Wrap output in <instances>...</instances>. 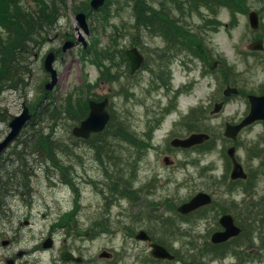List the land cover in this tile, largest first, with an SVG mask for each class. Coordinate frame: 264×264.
Here are the masks:
<instances>
[{"label": "rangeland", "instance_id": "rangeland-1", "mask_svg": "<svg viewBox=\"0 0 264 264\" xmlns=\"http://www.w3.org/2000/svg\"><path fill=\"white\" fill-rule=\"evenodd\" d=\"M176 1L169 0V3L166 0H150V3L158 8L172 10L176 8ZM46 2L49 4L44 5ZM90 2L91 0H0V16L5 13L12 19L9 31L16 39L11 41L8 32L1 26L0 34L4 42L13 45L27 41L22 38L25 31L20 23H25V19L31 17L30 13L40 6L45 12V26L40 28V44L26 56L28 67L24 68V73L18 72L21 74L18 87L15 86V81L11 88L0 95V106L6 108L9 117L21 112L23 102L34 111L37 103L49 93L45 86L50 80V74L44 67L46 55L50 51L61 49L70 40L75 42L72 48L57 51L54 66L58 70L59 80L49 95L57 105L64 108L66 104L77 106L80 102L85 108L84 100L88 96L80 88L86 78L95 81L102 72L108 75L106 69L94 64V55H98L99 61V53L112 48L109 47L108 33L117 37L125 32L127 35L120 40L119 47H130L137 37L141 47L137 46L146 57L149 55V59L148 64L136 75H131L127 65L116 54L122 76L117 83L118 90L116 86L113 87L111 102L116 115L127 117L128 122H123L124 128L130 131L132 126L138 142L142 146L146 145L143 148L145 153L142 157L138 156L137 149L130 144L126 145V151L120 141L118 154L113 159L111 150L101 153L104 159L102 164L95 147L72 137L71 126L59 121L52 127L55 135L68 144L63 161L65 166L72 167V180L69 184L60 181L55 183V174H59L56 169L52 182L43 177L35 181L33 179L36 206L32 210L31 219L35 227L56 229L66 221L64 215L68 213L70 221L81 228L90 224L94 226L96 220H105L114 232L97 233L94 239L86 242V247L93 255L102 248L115 247V264H153L149 262L151 258L148 244L133 238L142 229L149 232L154 241L164 244L177 254L181 261L176 264H239V256L233 254V251L242 254L243 251L254 250L257 256L264 257V241L262 243L259 235L261 229L257 228L260 221L264 223V212L260 208L264 198V121H256L243 129L234 142L224 136L226 122L238 123L249 113L250 102L246 95L264 94V52L255 55L247 49V44L255 39L256 34L262 36L263 30L251 29L248 15L245 14L239 16L235 26L231 22L229 28H226V22L230 21L226 10L220 15L225 25L217 28L209 20L211 9L204 6L201 10H196L188 5L182 21H175L174 25H180L188 33L183 40H187L190 35L195 40L197 33L205 37L202 45L207 47V54L211 55L209 62L197 58L191 61L190 53L187 50L181 51V47L171 41L168 35L164 39L162 35L157 36L140 29L139 21L134 16L136 10H145V0L136 1L135 5L133 0H116V3L111 4V21L118 27L116 31L109 26H102L98 17L100 9H91L92 13L88 16L89 33L86 34L79 28L76 14L83 11L80 10L81 7L87 9ZM150 3L148 2V9H151ZM262 5V0H252V8L259 9ZM119 12L121 15H118ZM53 14L55 15L52 16ZM163 15L165 17L159 15L161 22H166L167 19L172 21L168 14ZM168 39L169 46L177 47L178 52H173L178 59L171 63L163 57L168 53L161 50L167 47ZM158 59L161 60L160 63ZM215 62L218 64L212 68ZM224 66L231 68V72L240 73L238 81L230 83L239 88V93L227 97L228 100L223 98L226 87L223 84L227 80L220 75ZM157 68L161 71L169 69L168 76L171 80L168 78L165 86L156 78L161 76V71ZM210 69L212 72L207 73ZM112 85L114 83H110V80L105 81L94 88L92 94L101 96ZM222 99L226 101L223 109L212 114L214 103ZM172 100L175 102L174 106H168ZM199 107L205 110L206 116L203 119ZM192 111L194 112L191 114ZM160 119L163 121L158 125L159 128L156 129V126L151 130V126L155 124L153 122L157 123ZM193 129L213 134L214 144L188 149L171 145L174 138L186 136ZM50 130L51 128H47L46 132ZM5 134L7 125L0 121V140ZM232 144L236 145L237 156L249 175L246 181L231 180L233 164L227 148ZM166 156L170 157L171 165L164 161ZM113 160L119 164L114 165ZM104 167L115 171L116 176L121 169L124 174L130 168L132 178L124 175L125 184L115 185L114 180L105 174ZM43 173V170L38 169L37 177ZM60 176L62 177L61 173ZM199 192L210 193L214 205L190 217H181L176 212V207ZM120 193L126 195L121 196ZM223 213L233 216L236 225L242 228V234L217 246L209 242V239L213 233L222 230L219 219ZM55 235L63 238V227H59ZM258 259L245 264H264L263 260Z\"/></svg>", "mask_w": 264, "mask_h": 264}, {"label": "trees", "instance_id": "trees-1", "mask_svg": "<svg viewBox=\"0 0 264 264\" xmlns=\"http://www.w3.org/2000/svg\"><path fill=\"white\" fill-rule=\"evenodd\" d=\"M113 3L116 2V0H110ZM134 5L136 1H141V0H133ZM250 1L251 0H177L176 1V8L174 7L172 10L170 8L164 12V14H168V18L170 17L172 21L167 19L166 22H161L159 15H163L162 11H159L158 9L154 8L153 5H151V9H148V2L149 0H145V10L141 9L140 11L136 10V18L139 21L140 28L141 26L143 29H146L148 31H151V33L154 34H159L162 33L163 35H168L169 37H176V35H187V33L184 31V29L178 25H174L175 20L177 22H181L184 16V13L186 11V7L188 5L191 6L193 9H200L204 6L207 8L211 9V12L213 14H210L209 20L210 22H214L216 24V27L221 24V21L219 19L220 13L224 10L227 9L231 13V21L230 23H236L238 20V16L240 13H245L249 10L250 8ZM150 3V2H149ZM167 9V8H166ZM57 10V9H56ZM108 15H104L102 20L103 23L109 22L110 21V9ZM176 12V13H175ZM173 14V16H172ZM176 14V16H175ZM53 14L52 16H54ZM203 15V14H202ZM7 20H10L8 17H6ZM175 19V20H174ZM25 23H20L22 28L24 29L25 33L22 38L28 37L29 39H35L37 35H40L41 32L36 31V30H31L32 26L34 25V20L33 17H27L25 19ZM159 20V23H156V21ZM42 25V24H41ZM213 25V23H212ZM264 26V25H263ZM193 43L196 44L197 50H201V44H203V37L200 35V33L195 34V41L193 40ZM12 43V42H11ZM2 50H5L4 57L2 55V60H1V66L2 71H6L3 75V77L0 79V89L5 85L8 86L11 84V81L13 79V73H16L22 66L20 63V58L19 53L16 52L17 49H15V45L6 43L5 48ZM202 51V50H201ZM103 60H113L114 53L110 51L109 49L104 50L102 52ZM114 61V60H113ZM112 61L108 64L111 66ZM25 66H22V68ZM21 70V69H20ZM159 71L160 69L157 68ZM23 71V70H22ZM235 77V76H233ZM162 78L165 79L164 72H162ZM235 82L237 81L236 77L234 78ZM84 105L83 103L80 102L79 105L77 106H67L63 110H58L54 106V101H41L39 103L37 115L33 122L30 125V128L28 129V137L22 142V147L17 148L15 154L11 155V158L8 160H0V192L4 187L8 186V182L11 180L10 178V173H13V166L16 161L19 162L17 157H22L25 153V151H34L36 150L37 152V157L39 158L40 162L39 164L41 165V168H45L48 166L47 161L41 156V152H43L44 155L48 156L51 154L53 148L58 147L61 149V147H67V144L65 141L58 136H54L52 131L46 132L45 126H50L58 123V118H61L60 113L64 112V115L66 118L69 120H74V123L77 122L78 120L80 121L83 119L88 112V101L85 99L84 100ZM71 117H69V116ZM127 119V117H120V116H115L113 115L112 121L109 124L108 128L101 134L96 135L95 138L90 142L95 149L97 153L98 159L101 160L102 164H104V159L101 156L102 152L108 153L109 150L112 152V159L114 158L115 155L118 153V148L119 144L118 142H125L127 144L131 143L134 147L141 146L142 145L138 142L137 137L135 134L132 133V131H127L124 128V121ZM127 121V120H126ZM128 122V121H127ZM74 123H70L74 124ZM106 136H108V139H106ZM99 140L100 142H97ZM63 142L64 145L61 146L60 143ZM146 146V145H145ZM143 149L141 152H136L138 156H141ZM135 157V156H134ZM64 159L58 160L56 166H58V172L59 174H62V178L64 180L70 182L72 180V167L70 166H65L63 165ZM119 164V162H117ZM37 166L34 168L33 163H21L19 162L18 165V171H21L22 174V182H24V188L31 187L30 180L32 179V174L35 172ZM105 169V174L110 177L112 180H114L115 185L116 183L118 184H125L123 178L124 174L120 171H124L121 169L119 172L120 174L116 176L115 171H110L109 168L104 167ZM12 171V172H11ZM129 174V178H132V172L129 168V171H126ZM17 173H13L15 175L12 178H16ZM59 174H56L59 176ZM121 175V176H120ZM116 176V177H115ZM120 176V177H119ZM118 180V182H117ZM128 185V182L126 183ZM126 187V185H125ZM120 195H123V193H120Z\"/></svg>", "mask_w": 264, "mask_h": 264}, {"label": "water", "instance_id": "water-1", "mask_svg": "<svg viewBox=\"0 0 264 264\" xmlns=\"http://www.w3.org/2000/svg\"><path fill=\"white\" fill-rule=\"evenodd\" d=\"M104 0H93L92 4L94 7H99L102 5ZM251 23L254 28H257L259 26V19L258 14L256 12L251 13ZM78 20L81 24V26L85 29V31H88V25L86 22L85 15L83 13L78 14ZM67 43L66 45H68ZM66 47V46H65ZM250 48L252 49H264V45L262 40H257L250 44ZM128 54L130 56V59L132 61V70L135 71L138 69L141 65V62L143 60L142 55L138 53V50L136 48L132 50H128ZM54 59V53H51L49 57L46 60V66L49 70H52L50 67V64L52 63ZM53 73V81L49 84H47V88L51 89L53 88L54 84L57 81L56 78V71L52 70ZM232 92H237V89L235 88H229L226 91V94H231ZM250 101L252 104L251 112L250 114L239 124L232 125L227 124V130L225 134L229 137L236 138L238 132L245 126L253 123L254 121L258 119H264V95L263 96H250ZM108 105V99H105L103 101L97 102V101H91L90 107L91 112L90 115L86 120H84L79 126L75 127L73 132L76 136L79 137H89L92 132H97L102 130L108 120H109V113L106 110V106ZM221 107V104L217 105V108L215 111H218ZM31 118V115L29 113V109L25 106L24 111L21 115L17 116L12 122L11 126L13 127V131L9 135V137L6 139L5 142L0 144V153L4 149V147L8 144V142L14 138L17 133L20 131V129L23 127V125ZM209 136L204 133H195L191 135L190 137L186 139H175L173 141V144L176 146H183V147H190L194 144L201 143L208 139ZM229 154L231 155L233 161H234V171L232 176L234 178L236 177H246V173L244 172L242 166L238 163L236 156H235V147H231L229 149ZM211 202V198L207 194L200 193L196 197H194L190 202L184 203L179 207V211L183 213L190 212L194 210L195 208L208 204ZM222 223L226 227L225 232H218L213 236L214 241L221 242L229 237L236 235L239 233V229L234 226L233 219L230 215H226L222 218ZM138 238L144 239L149 238L147 233L145 231H141L138 235ZM152 254L156 257H172V255L162 246L158 244H154V249L152 251Z\"/></svg>", "mask_w": 264, "mask_h": 264}, {"label": "flooded vegetation", "instance_id": "flooded-vegetation-1", "mask_svg": "<svg viewBox=\"0 0 264 264\" xmlns=\"http://www.w3.org/2000/svg\"><path fill=\"white\" fill-rule=\"evenodd\" d=\"M13 206V204L3 206L4 217L6 218L4 222L11 224L7 225L11 227L8 232H4V236L1 239V254H3L0 256V264H94V260L86 256L87 247L84 240L89 237L72 238L78 241L72 246L68 242V237L63 238L59 244L51 241L50 251L46 254V258L38 257L37 250L41 248L40 251H44V242L36 240L35 243L40 244L33 247H29L25 243L23 237L19 235L18 229H16L17 226L14 227V224L18 222L22 225L23 223H29V221L25 220L23 222L19 220L16 222L14 217L16 219L20 217L9 212ZM115 252L117 251L114 248H108L102 255L99 254L95 264H105L104 262L115 264L113 263L115 257H117Z\"/></svg>", "mask_w": 264, "mask_h": 264}, {"label": "bare ground", "instance_id": "bare-ground-1", "mask_svg": "<svg viewBox=\"0 0 264 264\" xmlns=\"http://www.w3.org/2000/svg\"><path fill=\"white\" fill-rule=\"evenodd\" d=\"M60 145L63 146L64 143L61 142ZM67 151H68L67 147H64V148L61 147V149L58 148V147H55V148H53L51 154L48 155V156L44 155L43 152H41V156L45 159V161H47L48 166L46 167V170L44 171V173L42 175H39L40 177L39 176L37 177L38 174L34 177V181L37 178H42L43 177L47 181H51L52 182L53 179H54L53 173H54L55 169L56 170L58 169V166H56L55 164H57L58 160L63 159V155ZM17 159L19 160V162L27 164V163H31L32 162L33 155L31 154L30 151H25L24 155L22 157H17ZM19 162L18 161L15 162V164L13 166V169H12L15 172H13V173H18L19 172L18 171ZM71 173H72V170H71ZM56 180L60 181L62 183H65V184L67 182L66 180H64V178H59V177L55 178V183L57 182ZM33 204L36 206L35 203H33Z\"/></svg>", "mask_w": 264, "mask_h": 264}]
</instances>
